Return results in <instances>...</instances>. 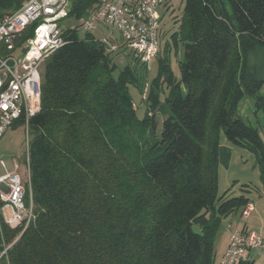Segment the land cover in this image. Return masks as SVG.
<instances>
[{"label": "trees", "instance_id": "16d2710c", "mask_svg": "<svg viewBox=\"0 0 264 264\" xmlns=\"http://www.w3.org/2000/svg\"><path fill=\"white\" fill-rule=\"evenodd\" d=\"M26 1L0 0V18ZM69 1L65 19L76 23L99 3ZM79 32L62 29L44 62L28 123L34 220L24 230L0 222V245L17 238L7 264H214L220 221L249 204L218 195L220 133L261 148L236 105L264 84L248 71V54L264 52V0H185L162 49L182 48L179 77L163 53L140 120L129 87L144 86L136 68L146 65L133 56L135 67L114 78L106 46ZM256 106L264 111V97Z\"/></svg>", "mask_w": 264, "mask_h": 264}, {"label": "built area", "instance_id": "2783aa9c", "mask_svg": "<svg viewBox=\"0 0 264 264\" xmlns=\"http://www.w3.org/2000/svg\"><path fill=\"white\" fill-rule=\"evenodd\" d=\"M164 2L99 0L97 7L78 21L77 28L92 34L98 26H106L109 33L100 41L108 54L129 52L147 66L160 52L158 8ZM69 7V0H27L18 10L0 18V140L14 124L22 122L29 143L28 123L40 109L44 62L64 43L61 22ZM114 32L120 36L121 44L112 39ZM27 33L30 35L22 41ZM24 164L28 172L27 151ZM0 169V222L12 230H24L34 220L31 198L26 202L29 175L24 181L18 174L19 166L8 172L3 161ZM253 211L248 204L241 215L248 217ZM227 229L231 230V226ZM16 239L10 244L2 240L0 264H7L8 250ZM254 250L264 251V239L254 233L230 231L220 264L246 262Z\"/></svg>", "mask_w": 264, "mask_h": 264}, {"label": "rangeland", "instance_id": "374dc122", "mask_svg": "<svg viewBox=\"0 0 264 264\" xmlns=\"http://www.w3.org/2000/svg\"><path fill=\"white\" fill-rule=\"evenodd\" d=\"M184 3L185 0H165L164 4L158 8L161 50L165 47L166 42L170 40V36L178 29L183 15ZM9 12H5L3 15ZM61 24L62 29H67L76 26L77 23L75 20L68 18L62 20ZM102 33L105 34L106 32H95V37L102 39ZM79 35L82 37L84 32L80 31ZM112 39L117 44L122 42L117 32L112 34ZM163 53H169L171 69L175 77H179L178 60H181L182 57L181 47L175 52L172 49L160 51L157 58L146 66L147 70L145 73L143 69L139 70L140 68H136L138 73L144 74V86H140L141 88L130 86L129 93L139 120L145 114L146 104L144 99L148 85L156 76L157 59L162 55L164 56ZM110 57L116 65V70L113 74L114 78L126 66L135 67L133 56L129 52L119 51L111 54ZM248 71L256 78H264V52L262 49L254 48L248 54ZM257 97H264V84L256 96L243 95L238 100L236 115L258 133L261 140V148L252 145H231L226 140L223 132L220 133V146L227 147L228 151L225 150L221 153L218 170V195L219 197L225 195L223 199L243 196L249 200V204L254 207V211L248 217H243L241 212L244 208H240L220 221L214 238V264H220L223 249H225L229 240L230 231L254 233L264 239V111L261 107L256 106ZM156 116L160 125L163 117L158 113ZM26 139V126L18 124L16 127L10 128L0 140V161L6 164L8 172L14 171L16 165L19 166L18 174L24 181L28 178L27 167L24 164L28 144ZM2 172L0 169V174ZM7 214L9 215V211H7ZM228 225L231 226V230L227 229ZM247 260L253 261V264H264V251H251Z\"/></svg>", "mask_w": 264, "mask_h": 264}, {"label": "crops", "instance_id": "0c3cea01", "mask_svg": "<svg viewBox=\"0 0 264 264\" xmlns=\"http://www.w3.org/2000/svg\"><path fill=\"white\" fill-rule=\"evenodd\" d=\"M95 32H106L105 34H103L102 36L103 37H106L107 35H108V33H109V30L107 29V27L106 26H103V25H100V26H98L97 27V29H96V31ZM95 32H93L91 35L95 38V39H97L96 37H95ZM102 37V38H103ZM97 40H100V39H97ZM228 151V148L227 147H223V146H219V162H220V160H221V153H222V151ZM227 245H228V242H227V244H226V246H225V249H223V252H222V256H223V254L225 253V250H226V248H227Z\"/></svg>", "mask_w": 264, "mask_h": 264}]
</instances>
